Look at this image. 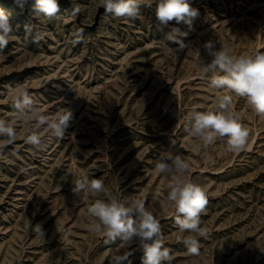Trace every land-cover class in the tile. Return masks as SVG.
Here are the masks:
<instances>
[{"label": "rangeland", "instance_id": "1", "mask_svg": "<svg viewBox=\"0 0 264 264\" xmlns=\"http://www.w3.org/2000/svg\"><path fill=\"white\" fill-rule=\"evenodd\" d=\"M199 15L192 29L175 21L160 30L154 5L145 0L135 20L113 18L98 0H59L51 20L34 16L35 0L24 10L0 0L11 16L16 37L0 57V116L13 111L9 86L23 85L45 114L69 107L74 118L64 140L42 133L46 147L24 143L18 124L14 145L0 155V264H109L116 245L105 244L86 224V203L71 191L72 178L87 170L122 197L143 198L154 208L172 264H264V117L244 98L234 110L250 131L248 148L229 153L218 140L205 148L184 130L183 116L193 105L213 106L216 93L197 60L211 57L203 47L227 44L235 54L264 51V0H189ZM74 3L82 11L71 15ZM31 25L28 34L25 26ZM171 27L188 32V47L166 52L161 44ZM84 41L72 44V33ZM38 34V41L34 39ZM178 49L173 42H166ZM28 49L33 54L25 56ZM172 150L190 163L191 179L204 187L202 214L209 230L199 255H188L166 199V181L155 163ZM27 171L23 174L19 169ZM42 224L45 240L29 227ZM132 264L142 251L133 244Z\"/></svg>", "mask_w": 264, "mask_h": 264}, {"label": "clouds", "instance_id": "2", "mask_svg": "<svg viewBox=\"0 0 264 264\" xmlns=\"http://www.w3.org/2000/svg\"><path fill=\"white\" fill-rule=\"evenodd\" d=\"M29 0H12V6L24 10ZM154 5L155 19L160 30L169 26V22L183 23L189 30L199 11L193 8L189 0H150L148 6ZM106 15L113 18L135 20L145 6V0H98ZM60 11L59 0H35L32 14L51 20ZM82 11L78 3H74L71 15L76 16ZM26 32L32 34L31 25L25 26ZM188 32L179 27H171L164 34L161 44L166 52L176 53L188 45L184 39ZM16 37L11 22V16L0 8V57L7 58L3 50ZM72 44L84 41V30L78 29L72 33ZM38 34L34 39L38 41ZM177 44L178 49H172L166 42ZM203 47L211 57L205 62L201 57L197 67L204 76H209V89L216 93L213 106L206 110H198L201 105H193L183 116L184 130L196 138L203 147L213 146L218 140L225 142V150L229 153H240L248 148L250 131L244 125L239 114L234 110V98H244L248 108L257 116L264 117V51L253 50L246 54H235L227 45L222 44L215 49L212 40L206 41ZM33 53L25 50V56ZM8 100L13 109L7 117L0 116V155L3 148L14 145L18 137V124L25 126L24 143L34 150H44L46 143L42 133L50 137L64 140L66 130L74 118L69 107H58L55 112L45 114L39 101L30 94L27 87L9 86ZM190 163L180 154L172 150L165 151L155 163V173L166 181V199L174 208V223L180 235L177 240L182 242L188 255H199L201 239H207L209 230L203 226L201 219L207 205L205 189L195 183L190 175ZM27 171L21 167V174ZM71 191L82 199L85 209L88 230L103 238L105 244L116 245L109 264H132L129 259L133 244H138L143 255L141 264H172V250L165 247L161 224L151 204H146L143 198L133 196L122 197L109 190L103 179L90 178L87 170H81L78 177L71 180ZM29 227L34 235L45 240L42 224L34 226L29 221Z\"/></svg>", "mask_w": 264, "mask_h": 264}]
</instances>
